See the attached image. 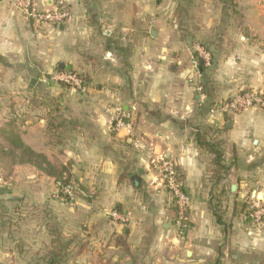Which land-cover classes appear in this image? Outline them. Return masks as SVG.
Here are the masks:
<instances>
[{"label": "crops", "instance_id": "0c3cea01", "mask_svg": "<svg viewBox=\"0 0 264 264\" xmlns=\"http://www.w3.org/2000/svg\"><path fill=\"white\" fill-rule=\"evenodd\" d=\"M14 1L0 0V97L23 98L0 135L13 124L19 145L68 172L76 199L56 200L46 165L5 160L0 264H31L51 230L65 262L102 245L100 264H264V221L245 206L264 207V110H217L239 93L264 97V0H37L68 11L60 25L26 20ZM196 46L211 55L205 71ZM59 70L84 91L54 81ZM118 108L130 130L111 127ZM160 159L190 199L181 236Z\"/></svg>", "mask_w": 264, "mask_h": 264}, {"label": "built area", "instance_id": "2783aa9c", "mask_svg": "<svg viewBox=\"0 0 264 264\" xmlns=\"http://www.w3.org/2000/svg\"><path fill=\"white\" fill-rule=\"evenodd\" d=\"M14 7L28 21L36 24L60 25L68 17V11L63 7L54 10H42L38 6L37 0H15ZM194 52L202 59L205 67L211 64L210 53L202 46H196ZM54 81L69 85L78 92L84 91L81 80L74 74L55 72L51 77ZM199 86L198 90L201 91ZM258 108L264 110V97L257 92H245L232 96L229 100L219 105V111L223 113H240L248 108ZM110 125L114 130L123 129L130 130L131 116L121 109H113L110 113ZM159 175L161 187L164 188L171 196L175 207V227L179 236L183 235L188 228V210L190 207V199L183 188V184L179 179L174 165L165 159L153 162ZM57 194L55 198L62 204L73 205L76 199V187L71 181H67L64 175L60 181L56 182ZM247 203L249 209L248 218H251L256 225L264 220V208L250 197ZM111 217H117L113 211ZM262 219V221H261Z\"/></svg>", "mask_w": 264, "mask_h": 264}, {"label": "trees", "instance_id": "16d2710c", "mask_svg": "<svg viewBox=\"0 0 264 264\" xmlns=\"http://www.w3.org/2000/svg\"><path fill=\"white\" fill-rule=\"evenodd\" d=\"M194 57L198 63L199 68L202 71H205L206 68L202 62V59L199 58L197 53H195V52H194ZM210 60L212 61L211 55H210ZM59 72L70 73V74L76 75L81 80L82 84L84 85V80L80 74H78L76 72H72V71H66V70H59ZM62 85L69 86V85L64 84V83ZM3 134L6 137V139L8 140V142L13 146L12 151H11V149L4 151L3 147L0 148V150L4 154L11 156L13 159H15L19 162H28L31 164L32 163L37 164V166H39V168H42V165H46V168H43L42 171L51 175V176H55L56 182L60 181L64 175L67 177V181H70L69 176H68V172L65 169H62V170H60V172L58 174H55L51 169L48 170L49 165L45 161V158H43V156L34 153L32 150H30L29 148L25 147L22 144L19 145L18 144V141H19L18 135L15 133L14 130H12V129L10 130L7 128V129L3 130ZM217 222L219 223L220 220L217 219ZM49 235L52 237L51 244L49 247H46L37 253L35 264H65V261L63 258V255H64L63 251H64L65 243L62 240L61 235L59 234V232L57 230H53V231L51 230L49 232Z\"/></svg>", "mask_w": 264, "mask_h": 264}, {"label": "rangeland", "instance_id": "374dc122", "mask_svg": "<svg viewBox=\"0 0 264 264\" xmlns=\"http://www.w3.org/2000/svg\"><path fill=\"white\" fill-rule=\"evenodd\" d=\"M21 98H23V97H17V96H12V95L6 96V97H0V128L4 124V120H3L4 116L9 115V114L10 115H15L16 114L15 111H18L17 109H18V107H20L19 104L22 103V102H20ZM11 118L13 119V116ZM7 125H8V129H12V130L15 129L14 126H12L13 124L9 125V123H8ZM3 137H2V135H0V148L4 147V146H2L4 144L8 145L7 141L5 139H2ZM5 160H8V161L11 160L12 161L13 159H12L11 156L9 157L7 154H4L0 150V165H3ZM14 161H15V159H14ZM249 198H250V196L247 197V199L245 201V203H246L245 204L246 211H249V209L247 210V207H248L247 203H249V201H250ZM247 214H248V212H247ZM249 221L252 224L256 225L251 218H249ZM261 221H262V219H261ZM263 221H262V223H263ZM13 227H15V226H13ZM102 249H103L102 245L99 246V247L98 246H93L92 247L90 245V246H88V250L86 251V253L84 255V260H81L80 262L79 261L77 262L74 259L73 260L72 259H68V261L65 262V264H100L101 261H98V259H99V257L103 256L102 254H100L102 252ZM116 258H119L118 254L116 255ZM35 261H36V256H34L33 261L31 262V264H35Z\"/></svg>", "mask_w": 264, "mask_h": 264}, {"label": "water", "instance_id": "95a60500", "mask_svg": "<svg viewBox=\"0 0 264 264\" xmlns=\"http://www.w3.org/2000/svg\"><path fill=\"white\" fill-rule=\"evenodd\" d=\"M31 82H32V84H33L34 80H32ZM0 191H3V189L0 188Z\"/></svg>", "mask_w": 264, "mask_h": 264}]
</instances>
